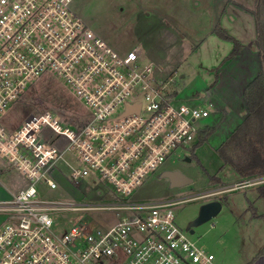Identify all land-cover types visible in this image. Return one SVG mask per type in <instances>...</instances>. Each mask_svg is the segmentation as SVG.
Wrapping results in <instances>:
<instances>
[{
	"label": "built area",
	"instance_id": "built-area-1",
	"mask_svg": "<svg viewBox=\"0 0 264 264\" xmlns=\"http://www.w3.org/2000/svg\"><path fill=\"white\" fill-rule=\"evenodd\" d=\"M73 2L0 0V169L12 167L27 182L0 201V264H217L178 226L176 206L264 184V175L193 197L126 198L177 150L191 152L210 108L170 97L138 50L115 51ZM54 76L76 91L86 118L78 123L47 110L17 126L3 121L34 83ZM136 105L139 113H126ZM61 178L72 185L99 178L113 192L95 204L42 198L39 185L55 190ZM91 210L115 212L118 219L111 225L79 220L55 230L54 216Z\"/></svg>",
	"mask_w": 264,
	"mask_h": 264
},
{
	"label": "rangeland",
	"instance_id": "rangeland-1",
	"mask_svg": "<svg viewBox=\"0 0 264 264\" xmlns=\"http://www.w3.org/2000/svg\"><path fill=\"white\" fill-rule=\"evenodd\" d=\"M256 1L74 0L73 8L118 53L138 50L142 61L153 65L155 79L165 81L167 90L177 93L175 98L179 103L209 109L210 102L216 108L213 99L220 96L216 90L212 91L216 87L218 70L234 49V43L217 36L215 30L217 26L223 28L244 47L243 54L250 56L257 47L256 21L252 13ZM236 70L238 72V67ZM86 109L76 91L64 79L44 77L34 83L2 115V119L6 124L17 126L31 115L50 110L79 123L87 117ZM122 110L120 107L119 111ZM209 121H201L198 125H207ZM229 133V127L222 123L217 133L196 149L195 156L191 152L185 154L177 150L126 198L132 201L179 199L230 184L226 176L234 173L228 167L223 172L219 171L225 165L216 151L219 142ZM1 162L8 165L4 159ZM2 171L5 174H0L2 185L13 184L12 180L19 178V173L12 167ZM166 172H179L190 182L175 187L165 176ZM69 173L65 169L66 177ZM214 175L221 176L223 184L213 181L210 176ZM57 181L59 188L55 190L44 183L39 185L42 198L95 204L106 201V195L113 192V188L99 178L94 180L96 183L91 178L83 179L79 185L70 184L66 178ZM261 189H264V184L182 202L175 208L176 222L200 248L214 254L217 264H248L264 245V218L252 217L255 213L264 214ZM220 199L223 202L221 212L195 227L194 234H190L188 227L199 217L203 205ZM86 219L111 225L118 217L110 211L66 212L54 216L55 230L58 231V227L69 228L74 222Z\"/></svg>",
	"mask_w": 264,
	"mask_h": 264
},
{
	"label": "trees",
	"instance_id": "trees-1",
	"mask_svg": "<svg viewBox=\"0 0 264 264\" xmlns=\"http://www.w3.org/2000/svg\"><path fill=\"white\" fill-rule=\"evenodd\" d=\"M255 16L257 29V47L259 51L260 72L245 89V102L248 116L245 122L231 135L225 144L218 149L220 157L225 164H229L241 176H247L253 172H264V1L257 0L256 8L252 11ZM215 33L224 40L232 41L234 49L228 59L239 56L241 45L223 28L217 26ZM172 92L170 97L176 96ZM213 128L200 131L198 142L191 148L192 155L201 145L206 143L214 133ZM213 181L221 183L217 176H210ZM259 193L264 197V189ZM255 218H264L263 215L254 214ZM264 257V247L256 257L248 264H255Z\"/></svg>",
	"mask_w": 264,
	"mask_h": 264
},
{
	"label": "crops",
	"instance_id": "crops-1",
	"mask_svg": "<svg viewBox=\"0 0 264 264\" xmlns=\"http://www.w3.org/2000/svg\"><path fill=\"white\" fill-rule=\"evenodd\" d=\"M243 52H244V47H241L240 55L229 60L227 57L225 62L220 67L221 70H218L219 75L217 74L218 75L217 82L214 85L216 87L212 88V91L214 90L213 92H215L216 90V92L219 93L220 96L217 99L215 98L213 99L214 103L216 104V108L212 102L209 103L210 115L208 116V118L205 119V120H210L209 123H207V125H203V123L202 126L200 125L202 127L201 131L209 128H213L215 130L214 133L209 138V140L212 138L213 135L217 133L218 128H220L222 123H224V126L229 127L230 133L228 134V136H225L217 145V150H216L217 153H218V149H220L225 144V142L231 137V135L245 122L248 116L245 96H244L245 89L249 85V83H251L257 77V75L260 72L259 51L257 47H254L253 52L251 51L250 56L248 55V57H246V55H244ZM241 63H243V65ZM255 64H257L259 68L254 67ZM237 67H238V72L236 70ZM193 106L198 107L197 105H193ZM220 119H222L223 121L222 120L220 121ZM236 120L237 122L234 123V121ZM220 159L222 158L220 157ZM221 162L225 166H222V168L219 170L220 172H223L224 169L228 167L232 170V173H234V174H230L229 176H226L229 178L228 181H230V184L228 185L235 184L245 179H250L253 177L264 175V172L256 171L250 175L241 176L233 166L229 164H225L223 159L221 160ZM2 170L3 169H0L1 171L0 174L5 175L4 171ZM220 172L219 174L221 175ZM214 176L219 177L222 181L221 183L223 184V180L221 176L218 175H214ZM12 183L13 184L7 186L2 185L0 183V201L10 200L13 196L17 195L21 189L27 186L26 180L20 174H19V178L12 180ZM220 186H227V185H220ZM220 202L223 205L221 199ZM255 219H259V218H255ZM1 223H2V219L0 218V224ZM263 247L264 245L258 250V252L254 255V257L250 261H252L256 257V255L262 250ZM261 259L264 260V257L260 258L255 264H258V262Z\"/></svg>",
	"mask_w": 264,
	"mask_h": 264
},
{
	"label": "water",
	"instance_id": "water-1",
	"mask_svg": "<svg viewBox=\"0 0 264 264\" xmlns=\"http://www.w3.org/2000/svg\"><path fill=\"white\" fill-rule=\"evenodd\" d=\"M132 112L139 113L140 112V105L136 106H128L127 114H130ZM165 176L168 177V179H171L173 186L179 187L182 185L189 184L190 180L188 177L180 174L179 172H166ZM222 203L220 201H212L205 205H203L201 209V213L197 219H195L190 225L189 230L190 234H194V228L215 218L222 210Z\"/></svg>",
	"mask_w": 264,
	"mask_h": 264
},
{
	"label": "flooded vegetation",
	"instance_id": "flooded-vegetation-1",
	"mask_svg": "<svg viewBox=\"0 0 264 264\" xmlns=\"http://www.w3.org/2000/svg\"><path fill=\"white\" fill-rule=\"evenodd\" d=\"M188 184V183H187Z\"/></svg>",
	"mask_w": 264,
	"mask_h": 264
}]
</instances>
